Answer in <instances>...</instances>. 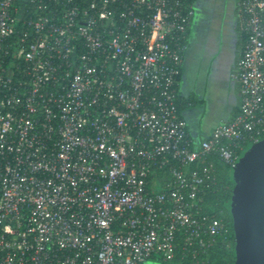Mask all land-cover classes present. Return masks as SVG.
I'll use <instances>...</instances> for the list:
<instances>
[{"label": "built area", "instance_id": "2783aa9c", "mask_svg": "<svg viewBox=\"0 0 264 264\" xmlns=\"http://www.w3.org/2000/svg\"><path fill=\"white\" fill-rule=\"evenodd\" d=\"M236 113L194 141V0H0V264H200L217 165L264 138V0H236Z\"/></svg>", "mask_w": 264, "mask_h": 264}, {"label": "crops", "instance_id": "0c3cea01", "mask_svg": "<svg viewBox=\"0 0 264 264\" xmlns=\"http://www.w3.org/2000/svg\"><path fill=\"white\" fill-rule=\"evenodd\" d=\"M236 0H194L178 84L180 111L198 142L231 120L239 104Z\"/></svg>", "mask_w": 264, "mask_h": 264}, {"label": "water", "instance_id": "95a60500", "mask_svg": "<svg viewBox=\"0 0 264 264\" xmlns=\"http://www.w3.org/2000/svg\"><path fill=\"white\" fill-rule=\"evenodd\" d=\"M227 211L234 241L233 264H264V138L230 170Z\"/></svg>", "mask_w": 264, "mask_h": 264}, {"label": "trees", "instance_id": "16d2710c", "mask_svg": "<svg viewBox=\"0 0 264 264\" xmlns=\"http://www.w3.org/2000/svg\"><path fill=\"white\" fill-rule=\"evenodd\" d=\"M216 186L205 196V209L215 219L221 220L229 233L224 243H217L201 259L200 264H233L234 241L231 218L227 211L230 192L233 187L231 176L221 164L217 165Z\"/></svg>", "mask_w": 264, "mask_h": 264}, {"label": "rangeland", "instance_id": "374dc122", "mask_svg": "<svg viewBox=\"0 0 264 264\" xmlns=\"http://www.w3.org/2000/svg\"><path fill=\"white\" fill-rule=\"evenodd\" d=\"M249 147H250V146H249ZM249 147H248V149H249ZM248 149H247V150H248ZM243 154H244V153H242L241 156H243ZM227 172H228L229 175H231V171H230L229 169L227 170Z\"/></svg>", "mask_w": 264, "mask_h": 264}]
</instances>
